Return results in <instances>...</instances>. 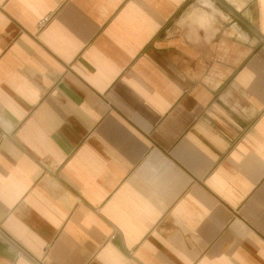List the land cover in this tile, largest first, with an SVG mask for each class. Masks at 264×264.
Masks as SVG:
<instances>
[{
	"label": "crops",
	"instance_id": "crops-1",
	"mask_svg": "<svg viewBox=\"0 0 264 264\" xmlns=\"http://www.w3.org/2000/svg\"><path fill=\"white\" fill-rule=\"evenodd\" d=\"M0 229V264H264V0H0Z\"/></svg>",
	"mask_w": 264,
	"mask_h": 264
},
{
	"label": "built area",
	"instance_id": "built-area-1",
	"mask_svg": "<svg viewBox=\"0 0 264 264\" xmlns=\"http://www.w3.org/2000/svg\"><path fill=\"white\" fill-rule=\"evenodd\" d=\"M46 22V19L41 23L44 24ZM0 238L10 240L9 237L0 229Z\"/></svg>",
	"mask_w": 264,
	"mask_h": 264
}]
</instances>
